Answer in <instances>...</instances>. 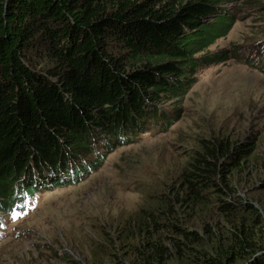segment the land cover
I'll return each instance as SVG.
<instances>
[{
    "label": "trees",
    "instance_id": "1",
    "mask_svg": "<svg viewBox=\"0 0 264 264\" xmlns=\"http://www.w3.org/2000/svg\"><path fill=\"white\" fill-rule=\"evenodd\" d=\"M225 2L0 0V227L34 192L35 176L67 185L102 164L87 166L97 143L109 139L107 153L150 141L147 128L167 116L146 102L173 113L187 76L228 56H196L231 18ZM196 145L168 193L147 195L154 206L120 226L117 239L132 244L115 255L127 250L133 264H264L262 211L233 183L252 143L217 134Z\"/></svg>",
    "mask_w": 264,
    "mask_h": 264
},
{
    "label": "rangeland",
    "instance_id": "2",
    "mask_svg": "<svg viewBox=\"0 0 264 264\" xmlns=\"http://www.w3.org/2000/svg\"><path fill=\"white\" fill-rule=\"evenodd\" d=\"M221 6L231 18L196 56H228L187 76V90L171 100L175 111L167 116L179 109L178 118L167 128L150 125L148 136L156 134L150 141L115 148L81 180L46 191L32 215L3 232L0 264H114L112 256L133 264L127 250L115 255L118 245L132 244L131 238L117 239L126 234L120 226L154 206L147 195L168 193L198 137L220 134L231 143H252L250 162L233 183L264 217V57L254 53L264 43V0H226ZM237 48L244 53L230 57Z\"/></svg>",
    "mask_w": 264,
    "mask_h": 264
},
{
    "label": "clouds",
    "instance_id": "3",
    "mask_svg": "<svg viewBox=\"0 0 264 264\" xmlns=\"http://www.w3.org/2000/svg\"><path fill=\"white\" fill-rule=\"evenodd\" d=\"M241 47H242V46H241ZM241 47H240V48H241ZM240 48H239V49H240ZM171 78H172V79H171ZM166 79H167L170 83L175 84V80H174L173 77H170V78L168 77V78H166ZM108 141H109V139H106V140L103 141L106 150H107V148H108V146H109ZM132 142H133V141H130V142H128V143H121V144L118 145V147H120V146H122V145L130 144V143H132ZM118 147H116V148H118ZM106 150L101 154V156L95 157L94 159H90L89 161H93V160H97V159H104L105 156L109 153V152L106 153ZM110 152H111V151H110ZM87 166H88V168L90 167L89 164H88ZM90 169H91V168H90ZM90 169H88V172H89ZM88 172L82 174L81 178H79V179L77 178V179L72 180L70 183H75V182L81 180V179L83 178L84 175L88 174ZM58 185H59V186H63L62 183H60V184H58ZM50 189H53V187H51ZM37 207H38V206H36V207L31 211V213H30L29 215H27V216L32 215V213L35 211V209H36ZM25 217H26V216H25ZM25 217H23V218H25ZM23 218H22V219H23ZM18 221H20V220H18ZM18 221H14V222L12 223V225H13L14 223H17ZM13 229H14V225H13ZM13 229H12V230H13ZM12 230L9 231V232H12Z\"/></svg>",
    "mask_w": 264,
    "mask_h": 264
},
{
    "label": "snow or ice",
    "instance_id": "4",
    "mask_svg": "<svg viewBox=\"0 0 264 264\" xmlns=\"http://www.w3.org/2000/svg\"><path fill=\"white\" fill-rule=\"evenodd\" d=\"M16 217H17V214H16L15 212H13V214H12V218H13V219H16Z\"/></svg>",
    "mask_w": 264,
    "mask_h": 264
}]
</instances>
